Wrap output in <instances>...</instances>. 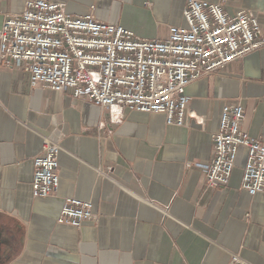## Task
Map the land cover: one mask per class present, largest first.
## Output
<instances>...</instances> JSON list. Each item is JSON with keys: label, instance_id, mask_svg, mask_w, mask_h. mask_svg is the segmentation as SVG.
Instances as JSON below:
<instances>
[{"label": "crops", "instance_id": "obj_1", "mask_svg": "<svg viewBox=\"0 0 264 264\" xmlns=\"http://www.w3.org/2000/svg\"><path fill=\"white\" fill-rule=\"evenodd\" d=\"M25 0H0V27ZM92 13L145 39H164L183 23L187 0H51ZM221 2L254 12L264 0ZM181 126L161 113L101 109L69 91L33 88L29 74L0 63V264H232L237 254L264 264V193L240 187V147L227 185H206L198 162L212 158L211 135L225 103L244 109L242 129L264 135V46L187 87ZM61 147L55 195L34 197L32 159L42 138ZM90 200L94 218L57 222L62 200Z\"/></svg>", "mask_w": 264, "mask_h": 264}, {"label": "built area", "instance_id": "obj_2", "mask_svg": "<svg viewBox=\"0 0 264 264\" xmlns=\"http://www.w3.org/2000/svg\"><path fill=\"white\" fill-rule=\"evenodd\" d=\"M183 23L166 38L145 39L120 24L76 15L51 0H25L19 13L0 27V63L29 74L31 87L69 91L101 109L161 113L166 125L181 126L190 101L186 87L202 75L264 46V30L254 12L224 10L221 2L187 0ZM240 103H225L211 135L212 158L198 162L206 185L228 184L240 147L246 148L240 187L264 193V135L241 127ZM59 143L43 137L33 157L31 192L55 195L59 186ZM94 218L93 204L72 196L62 200L57 222L79 227ZM232 264H250L237 254Z\"/></svg>", "mask_w": 264, "mask_h": 264}]
</instances>
